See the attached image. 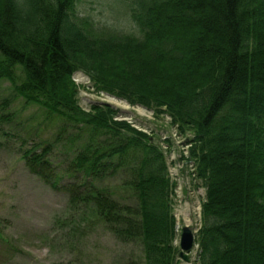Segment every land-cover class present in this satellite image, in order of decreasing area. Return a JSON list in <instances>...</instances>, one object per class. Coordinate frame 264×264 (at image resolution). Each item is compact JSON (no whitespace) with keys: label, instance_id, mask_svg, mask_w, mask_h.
<instances>
[{"label":"trees","instance_id":"16d2710c","mask_svg":"<svg viewBox=\"0 0 264 264\" xmlns=\"http://www.w3.org/2000/svg\"><path fill=\"white\" fill-rule=\"evenodd\" d=\"M76 3L0 0V82L59 124L24 152L30 171L53 187L69 180L71 200L141 246L134 264L180 263L166 153L116 109L84 110L73 81L83 72L98 92L193 134L181 159L206 188L197 264H264V0H133L141 36L90 32ZM10 105L0 103V122ZM107 176L126 196L97 185Z\"/></svg>","mask_w":264,"mask_h":264},{"label":"rangeland","instance_id":"374dc122","mask_svg":"<svg viewBox=\"0 0 264 264\" xmlns=\"http://www.w3.org/2000/svg\"><path fill=\"white\" fill-rule=\"evenodd\" d=\"M133 0H77L76 14L96 35L132 34L141 36L132 18ZM79 105L90 111L93 105L110 106L117 110L115 120L128 121L153 137L170 166L175 182L173 206L179 226L174 244L178 246L181 229L190 224L201 226V208L206 188L195 177L194 164L182 160L189 147L178 137L168 117L157 119L154 112L132 106L123 100L98 92L83 72L73 76ZM11 101V121L0 122V264H134L144 255L137 243L123 242L109 231L92 207L71 200L69 180L53 187L34 174L22 158L41 138H56L58 121L48 118L38 105L26 103L7 80L0 82V103ZM166 138L172 140L168 147ZM68 149V145L65 146ZM54 162L64 170L70 166L66 156L56 153ZM122 172H119L120 174ZM118 176H107L97 182L126 196ZM130 200L125 203L133 204ZM198 246L190 261L179 258V264H197Z\"/></svg>","mask_w":264,"mask_h":264},{"label":"water","instance_id":"95a60500","mask_svg":"<svg viewBox=\"0 0 264 264\" xmlns=\"http://www.w3.org/2000/svg\"><path fill=\"white\" fill-rule=\"evenodd\" d=\"M198 231L189 224L181 229L179 257L185 262L190 261V254L195 246Z\"/></svg>","mask_w":264,"mask_h":264},{"label":"bare ground","instance_id":"6f19581e","mask_svg":"<svg viewBox=\"0 0 264 264\" xmlns=\"http://www.w3.org/2000/svg\"><path fill=\"white\" fill-rule=\"evenodd\" d=\"M171 120V119H170ZM172 121V120H171ZM174 128H175V130H176V134L178 135V137H181V136H183L181 133H179V129H178V126L176 125V126H174ZM149 135V134H148ZM149 136H151V135H149ZM152 137V136H151ZM168 140H170L169 142H172V140L171 139H169V138H166L165 139V143L167 144V146L169 147V142H168ZM188 140L186 141V140H184V143H185V145H187L188 143ZM190 225V224H189Z\"/></svg>","mask_w":264,"mask_h":264}]
</instances>
